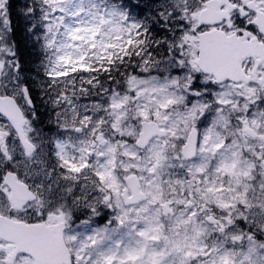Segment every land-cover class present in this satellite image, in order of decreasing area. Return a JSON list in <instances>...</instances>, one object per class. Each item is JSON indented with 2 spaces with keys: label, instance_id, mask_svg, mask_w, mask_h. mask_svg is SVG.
I'll return each mask as SVG.
<instances>
[{
  "label": "rangeland",
  "instance_id": "rangeland-1",
  "mask_svg": "<svg viewBox=\"0 0 264 264\" xmlns=\"http://www.w3.org/2000/svg\"><path fill=\"white\" fill-rule=\"evenodd\" d=\"M33 1L38 0L25 3L28 7L20 8L18 16L31 22L27 25L28 22L22 19V30L26 21L25 37H28L26 33L29 32L32 41L35 40V43L29 42L34 45L33 50L30 49L32 45L27 49L35 54L38 63H33L32 67L28 68L22 50H18L16 46L24 72L16 74L13 69H9L6 74V61L10 64V55L3 63L0 61V70L4 68V77H0V80L5 81V88L17 99H22V86L31 91L30 97L40 114L36 115L34 121L39 131H35L31 121L27 119L26 134L30 133V138L37 144L29 141L40 154L35 160L27 157L19 148V144L13 140L12 128L4 119H0V214H5L10 207L9 195L2 183L5 166H11L33 188L44 186V182L50 178V170L52 174H56L55 169L61 167L52 155L64 160L63 155L52 154L49 149L56 141L53 136L60 133L59 136L69 138L73 126H66L75 123L80 126L87 125L89 134L110 130L111 143L96 142L102 147L97 151L103 153L98 164L101 170L95 171V168L90 166L92 172H98L99 176L103 174L104 181L114 180L108 173L114 155H118L115 166L123 176L133 169H139V165L147 167V162L153 157L151 162L154 166L150 168L153 173L152 180H155L153 190L151 189L153 201H162L160 198L166 193L169 199L184 203L185 198L179 197L175 192L187 191L192 182L197 184L191 192L192 200H197L199 195L203 196L208 190L209 182L200 183L199 174L205 172V168L201 171L196 160H193L186 166L187 171L183 170L178 177V174L175 175L177 171L174 163L168 159V149L172 151L171 147L177 145L179 138L188 132L195 110L200 104L198 101L188 103V95L183 92H190L192 83L184 84V76L170 74L175 67H192L194 53L193 44L189 39L193 38V27L189 20L195 10L190 0L188 5L185 0H151V5L148 0H126L128 7L114 0H105L106 3L102 6H96L100 4L97 0H42L44 3H40L43 5L40 12ZM5 6L6 0H0V36L4 43L8 34ZM132 7L135 9L131 10ZM140 7L143 10H140ZM95 8L100 9L99 14ZM138 14L143 15L142 20L144 18L146 25L142 35L152 40V47H141L138 50L141 45L139 43L134 45L135 51L125 54L124 60L113 59L116 55L120 57L121 51H124L122 40L137 26ZM99 23L101 27L98 26ZM139 29L134 35H138ZM143 42L145 44V41ZM4 43L0 44V54L3 51L2 45H6ZM54 48H57L58 52L54 51L52 55L53 65L50 71L46 51ZM88 49L95 59L85 60L83 67H89L91 62L95 64L103 61L102 69L95 76L88 79L90 75L87 74L64 86H58L47 78L48 72L51 75H60L64 71V59L69 63L65 64L68 67L74 64L80 55L85 56L84 50ZM42 76L46 78H41ZM2 88L3 86L0 87V95L5 93ZM215 96L220 100L222 95ZM22 109L26 114H32L25 100ZM142 120L157 122L168 132V137L160 141L158 154H146L144 161L138 165L135 158L137 151L133 148L140 131L139 122ZM80 142L83 147L78 150L83 154L85 144L83 139ZM156 147L157 143H152V148ZM158 156L161 158L159 162L155 161ZM8 161L11 163L7 164ZM163 171L171 173L168 178L162 176ZM228 172L234 176L237 171L235 167H229ZM65 176L66 172L54 175L57 178L54 189H60L62 200L68 202L74 193H68L69 184L65 181ZM207 176L209 174L205 173L203 179L207 180ZM247 176L250 174L247 173ZM161 179L169 182L170 185L164 187L167 191L160 188L158 181L161 182ZM119 180H122L120 176ZM173 187L177 189L173 190ZM213 198L205 196V206ZM48 203L53 201L48 199ZM110 204L114 205L117 213L105 218L103 228L93 227L91 223L83 220L76 222L74 251H81L76 255V258L81 259L79 264H198L201 260L196 254L207 250L211 251L200 264H247L246 261L248 264H256L257 259L251 261L256 257L251 247H264V244L256 246L251 236L245 243V251L240 245H234L227 250L226 247L216 245L217 243L210 247L207 242L209 221L200 222L192 218L190 209H184L180 215L170 219V228L165 229L166 224L160 219L158 206L148 208L145 204H139L128 208L122 204L118 206L116 202ZM107 206L106 203V208ZM225 211L229 212L227 209ZM261 225L264 227V220ZM163 230L167 231L163 233ZM262 232L264 234V230ZM5 261L6 258H1L0 264H6ZM21 264L30 263L25 261Z\"/></svg>",
  "mask_w": 264,
  "mask_h": 264
},
{
  "label": "flooded vegetation",
  "instance_id": "flooded-vegetation-1",
  "mask_svg": "<svg viewBox=\"0 0 264 264\" xmlns=\"http://www.w3.org/2000/svg\"><path fill=\"white\" fill-rule=\"evenodd\" d=\"M148 1L151 5L152 1ZM188 1L185 0L186 5ZM190 2L195 10L189 20L193 27V38L189 39L194 53L192 67H175L170 74L184 76V84L192 83L190 92L183 91L188 95V103L200 102L198 109L195 106L193 122H190L188 128V132L194 130L196 150L190 160H186L181 154L187 132L182 138L178 137L177 145L171 147L172 151L168 149V159L174 163L176 175L183 170L187 171L186 166L196 160L200 170H206L199 174V182H209L208 190L204 188V195L192 200L191 192L197 185L192 182L187 191L175 192L179 197L185 198L184 203L169 199L166 193L160 198L162 201L152 200L155 180H152L153 173L150 168L154 166L151 162L153 157L147 162L146 169L139 164L144 161L146 154H158L160 141L168 137L167 131L165 138H152L142 150L134 143L133 149L137 151L135 158L140 168L133 169L132 172L137 174L140 189L145 195V201L140 204H145L148 208L159 207V204L163 202L164 205L167 201L172 217L180 215L184 209H190L192 218L200 222L209 221L210 247H213V243L229 248L240 245L245 251V243L249 240L248 230L256 246L264 244V227L261 225L264 220V0ZM131 39L135 45L141 43L138 50L141 47H152L149 37L143 40L139 35H133ZM201 47V54L210 55L206 56V69L199 67L198 63ZM2 85L4 83L0 82V87ZM215 94H221V99H216ZM89 143L93 151H87L86 157L92 156L90 161L93 163L87 161L82 165L66 164L55 169L56 174H52L50 170V178L44 182V186H38L34 191L33 207L28 209L27 206L24 209L33 211L32 215L24 211L18 219L28 224L45 223L57 229L63 228L62 237L72 257L71 264H79L81 261L76 258L81 251H74L76 222L83 220L91 223L93 227L103 228L105 218L117 213L110 202L128 207L123 200L124 193L128 195L130 192L124 188L126 184L123 179V184L116 177H112V182L104 181L103 175L99 176L98 172L90 170V166L95 171L101 170L98 164L102 154L95 152L98 148L95 140L90 138ZM152 143H157V147L152 148ZM160 159L158 156L155 161L159 162ZM229 167H235L237 172L234 176L228 172ZM59 172H66L68 193H74L68 202L62 200L60 189H54L57 181L54 175ZM205 173L209 174L208 181L203 179ZM170 174L162 172L163 177ZM167 185H170L169 182H165L162 187L160 185V188L167 191L164 188ZM207 195L214 198L205 206L204 198ZM48 199L53 203L49 204ZM2 247L6 258L14 256L18 264L25 261L35 264L26 255H14V245L5 244ZM48 247H55L53 236ZM258 249L259 254L251 261L257 259L256 264H264V247ZM39 256L41 257L40 254ZM45 256L41 257L39 264H45Z\"/></svg>",
  "mask_w": 264,
  "mask_h": 264
},
{
  "label": "water",
  "instance_id": "water-1",
  "mask_svg": "<svg viewBox=\"0 0 264 264\" xmlns=\"http://www.w3.org/2000/svg\"><path fill=\"white\" fill-rule=\"evenodd\" d=\"M204 46V45H202ZM202 47L200 48L199 54V67L205 68L206 64V56H210L208 54H201ZM220 74L218 73V77ZM24 97L27 100L28 106L32 108L31 103L28 101V97L26 92L24 91ZM26 95V96H25ZM1 97V96H0ZM9 97H5V99H1L4 102V106L0 105V115L6 117V119L10 122L13 129L17 134V139L19 138L20 142L26 147L27 150L29 148L24 143V134L23 127L25 125V119L22 111L17 106L15 101ZM155 136L165 137L166 131L159 128L156 122L152 121H143L141 123V131L139 132L138 138L136 140V146L140 149L144 148L150 139ZM196 150V137L194 130H191L188 134L187 141L185 142L182 154L185 159H191ZM10 179H7L10 184ZM126 185L131 191V197L124 198V203L134 204L144 199L141 193L138 194V182L137 178L132 175L126 178ZM134 185V186H133ZM11 201L15 203L19 188L17 186H11ZM129 198V199H128ZM128 200V201H127ZM25 202V199L23 200ZM23 203L19 201L16 205V208H20ZM163 213H167L166 208L163 207ZM26 226L18 223L12 222L5 218L0 217V238L9 242H13L16 244V252L27 253L32 256L34 259L39 258V254L41 256L46 255L45 257L51 258L49 260L50 264H69L70 256L68 252H63L61 250L64 249V243L62 240V229L58 232L57 238L55 239L56 246L55 249L57 251L54 257L53 247H48L49 238L52 236V227L45 225H33L32 227L25 228ZM54 244V242H53Z\"/></svg>",
  "mask_w": 264,
  "mask_h": 264
},
{
  "label": "trees",
  "instance_id": "trees-1",
  "mask_svg": "<svg viewBox=\"0 0 264 264\" xmlns=\"http://www.w3.org/2000/svg\"><path fill=\"white\" fill-rule=\"evenodd\" d=\"M6 0V6H5V11L7 13V17L9 20V35H8V43H10V48L14 49L18 48V50H22V54L24 56V60L25 63L27 64L26 66L28 68L32 67L33 63H38L36 61V56L35 54L28 50L27 48H29V45H32L31 42L32 41V36L28 33H26V35H28V37H25V29L27 27V25H30L31 22L27 21L25 18H21V16H18V11L21 9H25L28 7V5H26L25 3L30 2L31 0ZM124 2H126L128 4V2L126 0H124ZM40 3L43 4V1L38 0V1H33V4L35 6H37V11L40 12V7H43V5H40ZM17 17H20V19H17ZM39 17V16H38ZM22 19L26 20L28 22V24L26 25V21H25V27L24 30H22ZM10 40H12L10 42ZM28 43V44H27ZM32 43H35V40L32 41ZM33 46L30 47V49L33 50ZM16 48V50H17ZM18 50H17V56L19 57L20 55H18ZM22 62V60H21ZM25 67V65H24ZM95 70V69H94ZM94 70L92 72H94ZM99 71V70H98ZM48 78V77H47ZM31 92V91H30ZM40 115V114H39Z\"/></svg>",
  "mask_w": 264,
  "mask_h": 264
},
{
  "label": "bare ground",
  "instance_id": "bare-ground-1",
  "mask_svg": "<svg viewBox=\"0 0 264 264\" xmlns=\"http://www.w3.org/2000/svg\"><path fill=\"white\" fill-rule=\"evenodd\" d=\"M9 21V20H8ZM7 21V22H8ZM8 25H9V23H8ZM10 26V25H9ZM7 35H9V27H8V34ZM6 41H8V39H6L5 40V43L4 44H6V49H8V43H6ZM6 49L4 50V51H2V53L0 54V57H2V59H0V61H2V63H3V60H4V57H6ZM45 52V51H44ZM8 53H10V54H8V57L12 54V48H10V51L8 52ZM45 54V53H44ZM8 57H6V58H8ZM44 57V55L42 56V58ZM9 60H10V57H9ZM40 61H42V59H40ZM39 61V62H40ZM8 65H10V64H8ZM13 65V64H12ZM11 65V66H12ZM47 73V72H46ZM0 82H2V80H0ZM2 87V86H1ZM4 91H6V93H4V97H10V94L8 93V89H6L5 88V86H4ZM30 95H32L31 94V92H30ZM4 97H0L1 99H4ZM12 99H14V97H12ZM16 101H18V99H16ZM28 101H30V97H28ZM33 101V100H32ZM18 103H20V101H18ZM0 105L1 106H4V102L2 101V100H0ZM26 105H27V107H28V103H26ZM0 109H2V108H0ZM24 117H26V113L24 112ZM181 151H182V149H181Z\"/></svg>",
  "mask_w": 264,
  "mask_h": 264
}]
</instances>
